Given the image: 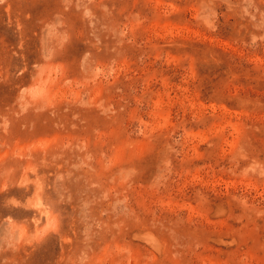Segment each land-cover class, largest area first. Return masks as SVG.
Wrapping results in <instances>:
<instances>
[{
	"label": "rangeland",
	"instance_id": "1",
	"mask_svg": "<svg viewBox=\"0 0 264 264\" xmlns=\"http://www.w3.org/2000/svg\"><path fill=\"white\" fill-rule=\"evenodd\" d=\"M0 264H264V0H0Z\"/></svg>",
	"mask_w": 264,
	"mask_h": 264
}]
</instances>
